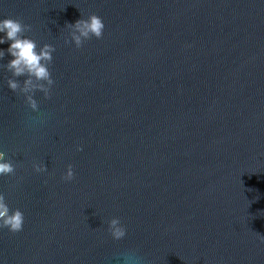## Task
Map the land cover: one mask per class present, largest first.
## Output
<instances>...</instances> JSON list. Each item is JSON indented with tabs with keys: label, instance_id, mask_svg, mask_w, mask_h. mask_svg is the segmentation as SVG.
Listing matches in <instances>:
<instances>
[{
	"label": "water",
	"instance_id": "water-1",
	"mask_svg": "<svg viewBox=\"0 0 264 264\" xmlns=\"http://www.w3.org/2000/svg\"><path fill=\"white\" fill-rule=\"evenodd\" d=\"M92 14L103 37L66 43ZM4 18L56 52L35 112L0 60V193L25 214L2 264H264V0H0Z\"/></svg>",
	"mask_w": 264,
	"mask_h": 264
},
{
	"label": "clouds",
	"instance_id": "clouds-1",
	"mask_svg": "<svg viewBox=\"0 0 264 264\" xmlns=\"http://www.w3.org/2000/svg\"><path fill=\"white\" fill-rule=\"evenodd\" d=\"M67 27L71 32L70 38H66L65 42L68 44L74 42L77 48H82L85 41L93 37L101 39L106 25L101 16L92 14L88 18L77 20L74 24L68 23ZM31 31V25L25 24L20 19H0V45L11 42L6 50L0 49V60L10 54L13 59L6 65L7 70L12 73L13 77H28L23 87L17 79L9 78L8 87L13 92L23 95L28 106L35 112L40 109L39 101L36 99L37 91L43 92L45 98H51L55 84L51 65L56 48L48 43L40 46L35 39L25 35ZM78 150L83 151V147H78ZM33 168L37 173L48 172L47 164L43 162H33ZM15 173L16 165L4 151L0 150V177L12 176ZM75 175L74 166L69 164L62 178L71 182L75 179ZM24 224V212L19 208L12 209L6 196L0 193V229L6 228L17 233L23 230ZM108 231L115 240H122L127 236V228L118 217L110 220ZM261 240L264 241V236Z\"/></svg>",
	"mask_w": 264,
	"mask_h": 264
}]
</instances>
